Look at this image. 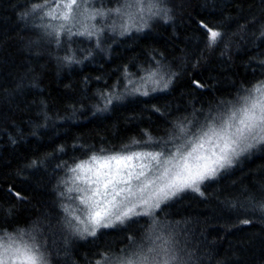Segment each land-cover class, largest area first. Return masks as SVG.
<instances>
[{"label": "trees", "instance_id": "trees-1", "mask_svg": "<svg viewBox=\"0 0 264 264\" xmlns=\"http://www.w3.org/2000/svg\"><path fill=\"white\" fill-rule=\"evenodd\" d=\"M63 1L0 0V229H42L53 264H95L102 252L118 258L150 231L171 236L189 264H264V144L204 181L203 195L181 192L149 216L68 247L60 243L64 200L53 191L93 154L169 152L174 122L194 129L264 82V0H163L171 23L155 20L123 38L106 31L102 50L84 37L64 36L57 47L44 35L45 8ZM124 2L95 0L105 10ZM34 4L43 9L18 18ZM209 28L220 33L214 44ZM73 52L81 63L66 66L59 58ZM157 69L179 73L169 90L130 94Z\"/></svg>", "mask_w": 264, "mask_h": 264}, {"label": "clouds", "instance_id": "clouds-1", "mask_svg": "<svg viewBox=\"0 0 264 264\" xmlns=\"http://www.w3.org/2000/svg\"><path fill=\"white\" fill-rule=\"evenodd\" d=\"M42 9L43 5L34 4L28 11L18 13V18L26 21ZM46 15L53 22H41L38 27L57 47L66 36L69 41L73 37L94 40L96 49H101V37L106 31L123 38L133 31L144 32L155 20L168 24L174 19L172 9L163 0H127L122 6L106 10L98 7L95 0L83 3L68 0L60 9L49 10ZM109 17L122 22L106 28L102 22H107ZM92 55L88 53L85 59ZM59 59L66 66L81 63L74 52ZM177 75L178 72H173L166 78L159 69L151 71L137 81L138 87H133L130 94L148 96L167 91ZM174 126L178 135L170 137L174 141L170 155L139 151L127 155L93 154L71 168L68 179L59 181L62 191L53 187L57 197L66 201L59 204L66 232L60 241L63 247L69 246L71 238L83 241L96 237L101 229L123 226L130 216H149L150 210L160 208L185 189L203 195L204 181L215 179L221 170L232 167L237 158L264 144V82L254 84L237 102L194 129L192 121L174 122ZM144 133L151 142V134L147 130ZM131 143L139 141L133 139ZM148 169H152L153 175L141 180ZM133 180L139 183L133 186L130 183ZM189 259L171 236L150 231L145 243H138L128 254L112 258L102 252L95 264H189ZM0 264H53V250L38 227L3 228L0 229Z\"/></svg>", "mask_w": 264, "mask_h": 264}, {"label": "rangeland", "instance_id": "rangeland-1", "mask_svg": "<svg viewBox=\"0 0 264 264\" xmlns=\"http://www.w3.org/2000/svg\"><path fill=\"white\" fill-rule=\"evenodd\" d=\"M68 2V0H65V1H63V2H59V4H56V5H53V6H48V8L46 9L45 8V11H49V10H57V9H60L61 7H62V5L63 4H65V3H67ZM79 2H81V3H83L84 2V0H79ZM125 2H127V0H125ZM124 2V3H125ZM61 3V4H60ZM85 6H88L87 4H85ZM45 15H46V13H45ZM44 15V22H53V21H51V18H49V17H47V15L45 16ZM107 21H109V20H107ZM43 22V21H42ZM120 22H122V21H119L118 20V18H113V21H111V23H110V26H112V25H116V24H118V23H120ZM102 23H104V22H102ZM110 26L109 27H106V28H110ZM145 75V74H144ZM143 75V76H144ZM142 79V78H141ZM140 79V80H141ZM139 80V81H140ZM133 87H138V84H134V85H132L131 87H130V90L133 88ZM249 92V91H248ZM247 92V93H248ZM246 93V94H247ZM135 94H139V93H135ZM246 94H244V95H246ZM238 101V100H237ZM237 101H235V102H237ZM228 108V107H227ZM226 108V109H227ZM225 110V109H224ZM263 145V144H262ZM261 146V144L260 145H258L257 147H255V148H253V149H251V150H249L248 152H246L245 154H247V153H252L253 152V150H255V149H257L258 147H260ZM173 150H174V148L173 149H171L169 152H166V153H162L165 157L166 156H168V155H170L172 152H173ZM133 151H139V152H156V151H148V150H129V151H127V152H119V153H116V154H112V155H127V154H129L130 152H133ZM156 153H160V152H156ZM245 154H243V155H245ZM242 155V156H243ZM239 158H241V156L239 157ZM239 158H237L236 159V161L239 159ZM235 161V162H236ZM234 162V163H235ZM133 164H135L136 163V161L134 160L133 162H132ZM158 166V165H157ZM226 169V168H225ZM137 171H139V169H137ZM153 175V173H152V169H148L147 171H145V175L143 176V177H141L140 179L141 180H143V179H145V178H147V177H149V176H152ZM71 176V173H70V175H69V177ZM153 178H154V176H153ZM130 183L133 185V186H135L136 184H138L139 183V181H136V180H133V181H130ZM184 191H189L188 189H185ZM184 191H181V192H184ZM181 192H178V193H176V195L175 196H177L179 193H181ZM73 195H77V194H73ZM175 196H173V197H171L170 199H172V198H174ZM170 199H168V200H166L165 202H167V201H169ZM64 202H66V201H64ZM164 202V203H165ZM164 203H162V204H164ZM161 204V205H162ZM154 211H156V209L155 210H150V213H152V212H154ZM151 215V214H150ZM130 217H133V216H130Z\"/></svg>", "mask_w": 264, "mask_h": 264}, {"label": "snow or ice", "instance_id": "snow-or-ice-1", "mask_svg": "<svg viewBox=\"0 0 264 264\" xmlns=\"http://www.w3.org/2000/svg\"><path fill=\"white\" fill-rule=\"evenodd\" d=\"M208 32L210 34V36H209L210 43L214 44L216 42L217 38L220 36V33L217 31H213L210 28L208 29Z\"/></svg>", "mask_w": 264, "mask_h": 264}, {"label": "bare ground", "instance_id": "bare-ground-1", "mask_svg": "<svg viewBox=\"0 0 264 264\" xmlns=\"http://www.w3.org/2000/svg\"><path fill=\"white\" fill-rule=\"evenodd\" d=\"M61 4V3H60ZM108 38V37H107ZM102 100V99H101ZM104 110V109H103ZM262 145V144H261ZM262 150V149H261ZM254 156V155H253ZM220 175V174H219ZM60 251V250H59Z\"/></svg>", "mask_w": 264, "mask_h": 264}]
</instances>
